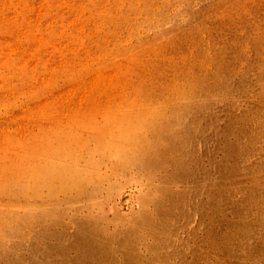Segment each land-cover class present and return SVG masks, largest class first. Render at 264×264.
Instances as JSON below:
<instances>
[{"label":"rangeland","instance_id":"374dc122","mask_svg":"<svg viewBox=\"0 0 264 264\" xmlns=\"http://www.w3.org/2000/svg\"><path fill=\"white\" fill-rule=\"evenodd\" d=\"M0 264H264V0H0Z\"/></svg>","mask_w":264,"mask_h":264}]
</instances>
